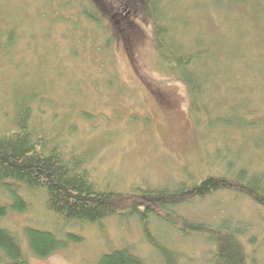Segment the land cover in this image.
<instances>
[{"label":"rangeland","instance_id":"rangeland-1","mask_svg":"<svg viewBox=\"0 0 264 264\" xmlns=\"http://www.w3.org/2000/svg\"><path fill=\"white\" fill-rule=\"evenodd\" d=\"M92 1L0 0V132L16 130L17 111L29 105L34 132L82 154L104 188L175 189L243 167L264 192V0H159L171 29L166 44L201 52L203 92L192 108L189 87L152 39L150 11L115 13L110 1L104 13ZM26 197L28 209L9 211L1 227L21 242L26 225L65 226L82 239L46 257L28 253L31 264H98L122 246L148 264H167L159 247L173 251L176 264H216L210 237L184 235L153 215L149 241L137 216L64 221L43 189ZM250 199L218 191L174 210L242 230L248 263L264 264V205Z\"/></svg>","mask_w":264,"mask_h":264},{"label":"trees","instance_id":"trees-1","mask_svg":"<svg viewBox=\"0 0 264 264\" xmlns=\"http://www.w3.org/2000/svg\"><path fill=\"white\" fill-rule=\"evenodd\" d=\"M92 1V0H90ZM115 13L150 11L153 41L156 48L178 81L189 87L192 96L191 108L203 92V78L199 71L201 52L198 49L184 48L182 44L165 42L171 29L167 27L164 14L159 10V0H93L98 9L106 13V7ZM147 10V11H148ZM103 14V13H102ZM91 17L93 14H89ZM105 15V14H104ZM147 15V14H146ZM90 17V18H91ZM148 20V19H147ZM149 21V20H148ZM212 80L206 81L209 84ZM193 112V111H192ZM194 118L197 115L193 112ZM29 105L17 111V129L0 132V218L9 211L25 212L29 207L26 193L37 189L46 192L47 207L61 215L64 221L101 224L102 220L116 216L120 220L137 216L145 237L151 241L149 218L151 215L162 219L184 235L200 233L217 243L216 264H251L242 245L246 234L242 230L227 229V224L215 228L207 221H199L184 216L174 208L193 203L195 199L215 194L218 191H238L250 200L264 205V192L259 185L258 176H245L246 169L240 168L232 175L224 171L218 175L208 173L203 179L191 184L180 183L177 188L151 187L139 188L134 192L115 191L104 188L91 177L89 167L82 154L72 150L60 149L37 135L29 124ZM217 138L216 140H218ZM8 194L9 200L3 197ZM12 199V200H11ZM128 211L130 214H121ZM63 231L43 229L26 225L23 230L24 242L11 230L0 226V261L10 264H31L27 254L46 257L68 248L71 243H80L81 236L72 230ZM64 236H62V233ZM61 235V236H60ZM167 264H176L174 252L159 247ZM28 251V252H27ZM98 264H148L134 253L129 246L114 248L103 252Z\"/></svg>","mask_w":264,"mask_h":264}]
</instances>
